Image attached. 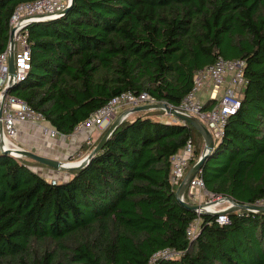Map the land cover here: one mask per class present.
<instances>
[{
  "label": "trees",
  "instance_id": "obj_1",
  "mask_svg": "<svg viewBox=\"0 0 264 264\" xmlns=\"http://www.w3.org/2000/svg\"><path fill=\"white\" fill-rule=\"evenodd\" d=\"M27 1L0 0V53ZM25 31L30 69L9 94L65 135L125 91L179 105L198 69L218 56L245 60L240 107L198 176L236 203L264 198V0H73L64 15ZM154 110L166 112L133 113L56 184L0 152V264H264V212L234 210L220 224L179 200L172 157L192 138L191 168L202 154L194 137L205 141ZM167 247L178 255L152 260Z\"/></svg>",
  "mask_w": 264,
  "mask_h": 264
},
{
  "label": "built area",
  "instance_id": "obj_2",
  "mask_svg": "<svg viewBox=\"0 0 264 264\" xmlns=\"http://www.w3.org/2000/svg\"><path fill=\"white\" fill-rule=\"evenodd\" d=\"M70 3L71 0H33L20 3L16 7L10 20V27L11 30L14 29L15 35V84L22 81L30 69L31 51L27 40L28 32L25 31L27 26L32 22L45 21L62 16L63 11ZM9 55L10 45L6 51L0 53V102L2 92L11 80ZM245 65L246 62L243 59H227L223 56H218L213 64L196 71L193 86L182 102L179 105H170L181 113L206 121V126L217 143L224 134L229 118L240 107L242 89L247 84ZM203 91H209L211 96L209 95L207 99H203L201 95ZM149 103H156V100L148 93L137 94L131 90L125 91L111 99L106 105L93 112L86 120L77 125L73 134H81L95 128H107L118 116H122V121H124L132 114L130 112L132 108ZM208 104L210 105L209 107H207ZM175 118L177 117L175 116ZM2 122L4 129L3 147L11 149V155L16 158L23 157L15 152L23 148L15 141L19 134L18 125L21 123L37 125L41 132L50 138L65 135L52 126L42 112L37 111L26 101L10 94L7 95L3 103ZM88 139L87 142L91 143V138ZM195 150V143L192 138H189L185 146L173 155L171 177L173 183L180 185L185 179L189 169H191L192 160L196 158ZM57 182L56 179L51 180L52 184ZM204 190L205 194L207 193L212 197L216 196L213 201L206 202L205 205L214 204L215 206L213 209L205 208L208 211L207 213L215 214L217 216L216 221L220 224L228 223L230 219L229 213L226 211L236 207L237 203L223 195H215L209 192L205 181L200 176L197 175L189 181L181 199L186 201V192H190L191 197L197 198L196 194L198 192L201 194ZM252 205L264 206V198L257 200ZM241 210L243 209H238L237 211ZM245 210L258 212L255 209ZM198 214L200 215L201 212ZM200 224V217L190 224L187 230L190 239L197 237ZM177 255L178 252L175 249L167 247L156 252L152 260L155 261L159 258L173 259Z\"/></svg>",
  "mask_w": 264,
  "mask_h": 264
},
{
  "label": "water",
  "instance_id": "obj_3",
  "mask_svg": "<svg viewBox=\"0 0 264 264\" xmlns=\"http://www.w3.org/2000/svg\"><path fill=\"white\" fill-rule=\"evenodd\" d=\"M72 4H73V0H71L70 5L63 11L62 15H64L70 9ZM9 45H10L9 68H10L11 80L9 82V85L3 90L2 98L0 102V147H1L2 152L12 154L11 149H8V148L6 149L3 147L4 129H3L2 116H3V103L5 101V98L7 97V95H9L11 88L15 85L14 77L16 75V67H15V56H14V46H15L14 29H12L10 32V44ZM151 109H164L167 113L174 115L177 118L181 119L182 121L193 125L202 134L204 141H205L204 150L202 151V154L200 158L198 159V161L191 167L185 179L179 185L176 194L179 200L182 202V204L185 205L188 209L195 211L197 213L201 212V214L207 213L208 211H206L204 205L190 203L188 201L181 199V196L184 194L189 181L198 175V173L200 172L204 164V161L206 160V158L210 155V153L214 150L216 146V142L214 141V138L211 135V132L209 131L208 127L200 119H198L195 116L186 115L184 113L177 111L173 106H171L167 102H156V103L140 105V106H137L131 109L130 112L133 113L137 111L151 110ZM122 122H123L122 116H118L113 121V123L110 125L105 135L101 138L98 144L93 148V150L84 159H82L81 161L75 164L67 165L69 163H66V162L45 156V155L37 154L25 148L18 149L15 152L20 154L23 157H29L31 159H34L40 163H43L55 169L69 168V169L77 170L79 168L86 166V164L89 163L91 158L103 147V145L108 140V138L111 136L113 131ZM238 209H255L257 211L264 212V206L249 205V204H244V203H237L236 207H232L228 209L226 212L229 213L231 211L238 210Z\"/></svg>",
  "mask_w": 264,
  "mask_h": 264
},
{
  "label": "crops",
  "instance_id": "obj_4",
  "mask_svg": "<svg viewBox=\"0 0 264 264\" xmlns=\"http://www.w3.org/2000/svg\"><path fill=\"white\" fill-rule=\"evenodd\" d=\"M204 95L207 99L210 92L206 91ZM175 119L178 118L174 117L173 120ZM18 129L19 134L15 141L21 147L71 165L81 161L93 150H90L91 147L95 145L107 128H95L81 134L72 133L55 138L45 136L37 125L30 123H21L18 125ZM88 138H91V143L87 142L89 140ZM21 160L50 182L52 179H56L58 182L66 181L73 176V169H55L29 157H22Z\"/></svg>",
  "mask_w": 264,
  "mask_h": 264
},
{
  "label": "rangeland",
  "instance_id": "obj_5",
  "mask_svg": "<svg viewBox=\"0 0 264 264\" xmlns=\"http://www.w3.org/2000/svg\"><path fill=\"white\" fill-rule=\"evenodd\" d=\"M208 82H209V80H208ZM204 92L205 91H203V93H201V95H202V97H203V99H206V97H205V95H204ZM133 109V108H132ZM151 110H153V109H151ZM150 112V114L151 115H155V116H157V115H160V117H162V118H165V119H173L175 116L174 115H171V114H169V113H167V112H165V113H163L162 111H149ZM133 113H135V112H133ZM132 113V114H133ZM131 114V115H132ZM129 116V117H134L135 115L133 114L132 116ZM202 122L205 124V125H207V122L206 121H204V120H202ZM195 139H196V142L198 143V145H200V149H201V151H203L204 150V147H205V144L203 143V140L202 139H200L199 138V136L196 134V137H194ZM197 143H196V145H197ZM88 148V147H87ZM88 150V149H87ZM91 150V149H90ZM0 152H2L1 151V147H0ZM201 155V154H200ZM79 157H80V155H79ZM190 170V169H189ZM198 192V191H197ZM205 192V190L204 191H202L201 192V194L198 192L197 194H196V196H197V198H195V197H191V193L190 192H186V194H185V198H186V201H188V202H190V203H193V204H202V205H205L206 204V202H210L211 200L213 201L214 199H216V196H214V197H212V196H210L209 194H205L204 193ZM209 205H212V204H209ZM209 205L207 206V208L206 209H212V207H209ZM214 205V204H213Z\"/></svg>",
  "mask_w": 264,
  "mask_h": 264
},
{
  "label": "bare ground",
  "instance_id": "obj_6",
  "mask_svg": "<svg viewBox=\"0 0 264 264\" xmlns=\"http://www.w3.org/2000/svg\"><path fill=\"white\" fill-rule=\"evenodd\" d=\"M205 208H207L208 205H204ZM209 207H212V209L215 207L213 204L212 205H209Z\"/></svg>",
  "mask_w": 264,
  "mask_h": 264
}]
</instances>
